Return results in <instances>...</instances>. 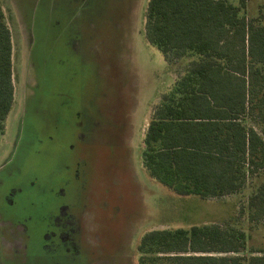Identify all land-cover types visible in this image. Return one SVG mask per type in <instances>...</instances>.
Returning <instances> with one entry per match:
<instances>
[{
	"label": "rangeland",
	"instance_id": "rangeland-1",
	"mask_svg": "<svg viewBox=\"0 0 264 264\" xmlns=\"http://www.w3.org/2000/svg\"><path fill=\"white\" fill-rule=\"evenodd\" d=\"M102 1L115 23L95 17L63 29L43 1L0 0L15 86L0 135V264H138L146 232L213 222L248 234L241 254L264 249V227L247 209L264 171L237 193L202 199L144 167L152 110L183 64L147 41L150 0ZM242 10L264 24V0ZM250 122L264 135L261 117Z\"/></svg>",
	"mask_w": 264,
	"mask_h": 264
},
{
	"label": "trees",
	"instance_id": "trees-1",
	"mask_svg": "<svg viewBox=\"0 0 264 264\" xmlns=\"http://www.w3.org/2000/svg\"><path fill=\"white\" fill-rule=\"evenodd\" d=\"M245 1L148 3L147 41L171 66L183 68L152 110L142 161L178 195L224 197L264 171V135L250 122L255 113L264 122V24L242 15ZM12 55L0 2V135L15 98ZM247 209L249 220L264 227V180ZM248 238L215 222L153 229L140 239L138 264H264V249L241 254Z\"/></svg>",
	"mask_w": 264,
	"mask_h": 264
},
{
	"label": "crops",
	"instance_id": "crops-1",
	"mask_svg": "<svg viewBox=\"0 0 264 264\" xmlns=\"http://www.w3.org/2000/svg\"><path fill=\"white\" fill-rule=\"evenodd\" d=\"M42 1L48 7V13H52L55 9L59 10L60 16L58 15L59 19L56 20V23L66 24L65 27H62L63 29H69L72 24L79 22L92 23L95 21V17H104L106 19L108 15L111 17L117 16L116 11L112 13L109 11L108 15H106L107 17L103 15L105 4L102 0H39V6H41ZM57 1L60 3L56 4ZM51 18H48V21L51 22ZM105 22L115 23L116 21L113 22L108 17ZM77 31L78 29H76Z\"/></svg>",
	"mask_w": 264,
	"mask_h": 264
}]
</instances>
